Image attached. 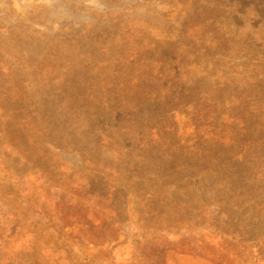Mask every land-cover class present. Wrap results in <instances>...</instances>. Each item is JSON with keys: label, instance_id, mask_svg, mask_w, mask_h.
Wrapping results in <instances>:
<instances>
[{"label": "rangeland", "instance_id": "obj_1", "mask_svg": "<svg viewBox=\"0 0 264 264\" xmlns=\"http://www.w3.org/2000/svg\"><path fill=\"white\" fill-rule=\"evenodd\" d=\"M0 264H264V0H0Z\"/></svg>", "mask_w": 264, "mask_h": 264}]
</instances>
